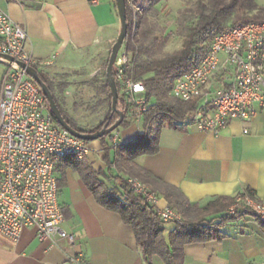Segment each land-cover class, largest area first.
<instances>
[{
    "label": "crops",
    "instance_id": "1",
    "mask_svg": "<svg viewBox=\"0 0 264 264\" xmlns=\"http://www.w3.org/2000/svg\"><path fill=\"white\" fill-rule=\"evenodd\" d=\"M0 8L27 30L26 49L35 59L56 57L45 73L55 68L88 71L92 65L106 71V60L121 32L115 0H0ZM0 65L1 89L6 65ZM262 96L254 105L251 123L232 120L219 134L193 124L182 129L166 127L157 153L139 156L136 165L129 163L121 171L113 162L118 148L109 137V161L100 140L88 142L86 159L106 188L120 189L121 178L138 179L158 195L159 208L170 206L164 195L168 188L142 180L140 169L176 188L191 204L205 206L218 197L250 192L264 202V88ZM119 108L124 109L123 102ZM120 127L118 142L131 143L145 132V118L136 123L128 117V124ZM56 175L65 215L62 228L75 242L42 237L27 227L17 242L0 240V264H81L76 261L80 255L86 258L85 264H165L159 255L146 260L133 227L99 203L77 171L62 162ZM221 231L219 239L187 244L184 264L264 262V230L256 218L246 216Z\"/></svg>",
    "mask_w": 264,
    "mask_h": 264
},
{
    "label": "built area",
    "instance_id": "2",
    "mask_svg": "<svg viewBox=\"0 0 264 264\" xmlns=\"http://www.w3.org/2000/svg\"><path fill=\"white\" fill-rule=\"evenodd\" d=\"M27 40V30L0 8V62L6 65L0 89V240L17 242L22 231L31 227L42 237H59L73 244L75 237L62 228L65 215L56 172L64 158H84L90 147L56 122L40 87L20 65L44 71L56 59H35L26 49ZM130 61L122 48L114 73L119 102L126 103L128 117L140 123L150 104L144 83L129 72ZM263 88L264 21H257L217 34L198 66L180 75L170 94L184 102L198 100L183 124L219 134L232 120L252 122ZM107 137L117 148L123 147L116 130ZM127 182L136 195L156 208L163 221L182 222L172 207L159 208L158 195L140 180ZM227 214L264 221V202L250 192L238 196ZM76 261L85 264L86 258L80 255Z\"/></svg>",
    "mask_w": 264,
    "mask_h": 264
},
{
    "label": "trees",
    "instance_id": "3",
    "mask_svg": "<svg viewBox=\"0 0 264 264\" xmlns=\"http://www.w3.org/2000/svg\"><path fill=\"white\" fill-rule=\"evenodd\" d=\"M161 1L166 0H126L128 33L124 50L131 59L129 72L135 80L143 82L146 87L150 107L145 114L146 131L116 151L113 162L120 171L127 168L129 163L136 165L134 161L139 156L157 153L162 129L183 128V122L195 110L198 100L180 101L171 96V90L180 75L198 66L214 37L228 28L264 21V6H260L256 0H197L180 10L181 46L172 52L153 54L155 47L163 46L165 40L153 35L148 13L151 9L157 12L156 5ZM133 6L137 8V12ZM108 62L109 59L106 60V66ZM38 72L54 95L63 117L77 131L95 133L109 120L111 126L119 119L117 114L112 113V96L106 73L105 80L99 88L101 95L104 96L101 102L109 106L105 120L91 129H82L63 109L55 95V87L49 75L44 71ZM114 75L116 77L115 73ZM99 79L100 77L96 75L93 81L97 82ZM46 102L48 103L47 100ZM123 108L125 116L121 126L128 124V106L124 102ZM99 140L106 150L109 161V144L106 137ZM62 162L81 175L99 203L119 213L124 222L133 227L147 261L154 255H159L165 264H184L185 246L221 238L222 227L241 219L237 215H226L224 211L235 203L238 196L245 197L250 194L218 197L205 206H199L191 204L176 188L163 184L147 171L140 169L144 176L142 180L143 178L154 180L168 188L164 195L170 206L181 214V223L165 222L154 206L130 189L126 179H120V189L106 188L100 174L92 169L86 157L70 155ZM108 164L110 167L113 165L111 162ZM256 219L264 230V221Z\"/></svg>",
    "mask_w": 264,
    "mask_h": 264
},
{
    "label": "rangeland",
    "instance_id": "4",
    "mask_svg": "<svg viewBox=\"0 0 264 264\" xmlns=\"http://www.w3.org/2000/svg\"><path fill=\"white\" fill-rule=\"evenodd\" d=\"M196 1H161L156 5L157 12L152 9L149 11L148 18L150 26L153 28V35L161 40H165L163 46L155 47L153 54L172 52L181 46L182 37L179 28L180 10ZM256 1L260 6H264V0ZM133 9L137 12L135 6H133ZM0 69H2L1 65ZM105 72V67L100 72L97 71L96 65H92V68L88 71H77L74 69L57 71L55 68L51 72L46 73L52 80L55 87V95L68 117L73 119L76 125L82 129H91L106 117L109 106L107 103L101 102L103 97L99 89L105 80ZM96 75L100 79L94 82L93 78ZM120 129L121 127L117 130Z\"/></svg>",
    "mask_w": 264,
    "mask_h": 264
},
{
    "label": "water",
    "instance_id": "5",
    "mask_svg": "<svg viewBox=\"0 0 264 264\" xmlns=\"http://www.w3.org/2000/svg\"><path fill=\"white\" fill-rule=\"evenodd\" d=\"M115 1H116L118 16L121 22V32L112 47L111 54L109 57V62L106 69L107 82L109 84L111 96H112V113H115L119 116V119L113 125L110 126L111 122L109 120L108 122L105 123V125L100 131H97L95 133H82L77 131L76 129L71 127L63 117L56 103L54 95L52 94L51 90L46 85V83L41 79L38 70L33 67L27 66L26 64L20 63V65L26 69L27 73L34 79V81L40 87L44 97L48 101V105L56 122L74 136L88 142L99 140L102 137H107L108 135H110V133L117 130L121 126L125 116L124 112L119 108V92L114 75V64L116 62L120 50L124 46V42L126 40L128 33L127 8H126V0H115ZM2 57L7 60H13L12 57L7 55H2Z\"/></svg>",
    "mask_w": 264,
    "mask_h": 264
}]
</instances>
